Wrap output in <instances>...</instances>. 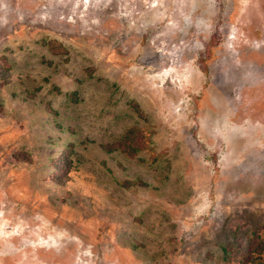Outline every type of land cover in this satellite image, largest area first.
<instances>
[{"label":"rangeland","instance_id":"1","mask_svg":"<svg viewBox=\"0 0 264 264\" xmlns=\"http://www.w3.org/2000/svg\"><path fill=\"white\" fill-rule=\"evenodd\" d=\"M0 264H264V0H0Z\"/></svg>","mask_w":264,"mask_h":264},{"label":"trees","instance_id":"2","mask_svg":"<svg viewBox=\"0 0 264 264\" xmlns=\"http://www.w3.org/2000/svg\"><path fill=\"white\" fill-rule=\"evenodd\" d=\"M128 147L130 148V152H134V151H137L136 148H134V145H128ZM246 261V260H245Z\"/></svg>","mask_w":264,"mask_h":264}]
</instances>
